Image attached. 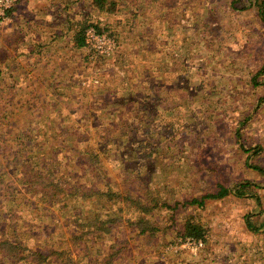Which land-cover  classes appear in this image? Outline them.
<instances>
[{"label": "rangeland", "instance_id": "374dc122", "mask_svg": "<svg viewBox=\"0 0 264 264\" xmlns=\"http://www.w3.org/2000/svg\"><path fill=\"white\" fill-rule=\"evenodd\" d=\"M115 1V13L94 9L90 0L64 2L72 19L87 16L114 37L112 54L68 53L63 47L62 55L72 58L43 59L34 68L32 60L20 59L18 73L2 70L8 117L0 143V235L45 253L57 249L48 264H92L81 263L85 244L77 237L74 244L72 224L107 211L121 217V234L129 241L121 264H264V102H256L264 85L250 84L261 70L258 80H264V14L258 6L237 11L229 0ZM22 5L18 0L14 7ZM62 41L67 46L70 39ZM191 96L199 100L188 103ZM63 120L66 125L57 124ZM73 122H82L81 134L89 123L85 139L102 156L97 202L73 193L62 205H51L4 175L7 139L17 134L27 146L24 154L53 152L56 172L72 178L77 157L62 141L80 140L69 134L78 132L68 127ZM28 134L41 140L29 142ZM221 186L230 189L225 197L206 199L195 210L208 232L203 246L180 238L162 250L163 243L149 247L129 225L139 216L136 208L123 197L108 201L116 190L143 199L150 193L182 201L179 215L185 217L193 208L184 211L185 200ZM174 210L158 209L152 217L164 227Z\"/></svg>", "mask_w": 264, "mask_h": 264}, {"label": "trees", "instance_id": "16d2710c", "mask_svg": "<svg viewBox=\"0 0 264 264\" xmlns=\"http://www.w3.org/2000/svg\"><path fill=\"white\" fill-rule=\"evenodd\" d=\"M90 2L100 11L110 13H115L116 11L117 1L115 0H90ZM231 6L237 11H249L258 6L259 13L264 14V0H231ZM14 9L15 7L12 11ZM262 18H264V16ZM79 24L80 29L76 35L77 44L79 46L85 44L84 31L87 27L95 26L99 31H104L96 25L89 23L87 19L80 21ZM12 58V54L9 51L4 47H0V75L2 74L1 64ZM110 60L112 59H109V62ZM262 74L263 71L261 70L251 78L250 84L253 89H257L259 86L264 85V80H258ZM2 89L5 88L2 87ZM2 89L0 88V143L3 141L6 134L5 119L8 117L5 111L8 105L7 102L4 101V97L8 92L6 91L7 89ZM262 96L264 95H258V100L256 101L257 107H260L264 102ZM7 98L8 97H6V99ZM191 99L199 100L196 96H191L188 98V103H191ZM126 101V105H129L130 100L126 99ZM57 124L66 125V121L63 120ZM88 124L89 123L84 125L87 126L82 130V134L80 129H78L82 126V122H79L78 125L75 122L68 125V127H71L73 130L78 129V132L73 131L69 134L78 135L80 140L69 141V139H64L62 141V144L65 145L71 144V151L74 153V156L77 157V162L73 163L76 171L72 173V178L66 177V174L62 171H58L59 173L56 172L53 160H50L49 156H53L54 160L57 161V154L52 152L43 155L41 151L34 155L24 154L27 146H23V138L17 134L16 137L14 134H11L10 139H7L10 140V146L4 150L6 158H3L6 160L5 165L7 167L6 172L4 171V175H11L16 179V182L23 186L28 192L33 193L40 197L42 201L51 205H62L63 201L73 193L79 194L82 201L97 202L101 196V192L98 190L99 187H97V185L103 180L100 174L102 156L92 142L85 139V133L89 130ZM137 124L144 125L142 120L137 121ZM69 129L70 128H68V130ZM144 136L148 137L150 133L146 131ZM27 139L29 142H38L40 138L28 134ZM140 142L142 141H139V143ZM36 146L44 147V143L37 144ZM15 147H17V149L14 150ZM78 178H82L83 183L76 182ZM70 182H74V187H71ZM0 184L1 187L5 184V181H1ZM241 184L244 185H241L240 188H247L245 183ZM84 185H88V187L83 188ZM6 188L11 191L8 184H6ZM229 191L230 189L221 186L220 190L216 193L209 191L204 196L202 195L201 198L193 197L192 199L185 200L184 211L185 207L188 205H190L189 207L191 208L193 207L187 212L188 215L185 217H180L179 215V211L182 210V201L175 200L172 203L165 199V197H154L150 193L144 195L143 199L142 197H135V195L129 192L120 194L122 191L119 193V190H116L109 194L108 201L117 202L120 200L119 198L123 197L128 204L134 206L139 216L136 217V220L132 219L131 221L130 219L128 221L129 225L135 227L138 236L144 237L149 247L160 246L161 243L165 244L161 247L160 250H162L168 243L177 242L180 238H182L183 241L192 240L201 246L205 243H209L207 229L197 217L195 210L201 207L206 199L223 198ZM168 208L175 210L174 213L166 219L169 221L167 226L163 227L161 222L155 220L152 216L158 209ZM179 219H181L180 222ZM122 222L120 216L115 218L107 211L104 213L101 211H93L88 217L82 215L81 218L76 219L74 225L72 224L75 230L74 233H72V236H75L74 244L78 245L76 237L79 240L83 239V244H85L84 249H81V251H83L82 254L79 253L82 259L81 263L84 262V259L89 260L92 264H121L124 262L127 257L125 252H128L130 247L128 245L129 241L125 240L121 234V232H123L121 230ZM247 224L250 229L256 228L251 221L247 222ZM116 227H119L120 230H116ZM160 233H162V237H160ZM107 238H110V243H106ZM57 251L58 250L54 248L49 253H45L38 248L29 246L27 242L22 243V241L18 239H13L4 231L2 235H0V264H48L52 260V255Z\"/></svg>", "mask_w": 264, "mask_h": 264}, {"label": "crops", "instance_id": "0c3cea01", "mask_svg": "<svg viewBox=\"0 0 264 264\" xmlns=\"http://www.w3.org/2000/svg\"><path fill=\"white\" fill-rule=\"evenodd\" d=\"M22 2V6L18 9L15 7L16 10L11 12L8 21L0 25V47H4L13 57L1 64L6 76L16 71L18 73L20 59L32 60L33 63L30 65L34 68V66H39L43 59L72 58L73 55L67 57L62 55L64 54L63 47L68 53L72 50L79 51V53L80 50L84 52L88 50L85 44L83 46L77 44L76 36L80 29V21L86 19L87 16L78 20L72 19L71 7L67 8L64 4L66 0H22ZM229 5L231 7V0H229ZM76 6L78 5L76 4L74 8ZM92 7L98 10L93 5ZM50 18H52L51 23L48 22ZM53 25L56 26L54 29ZM68 38L70 39L69 45H61L62 40Z\"/></svg>", "mask_w": 264, "mask_h": 264}, {"label": "built area", "instance_id": "2783aa9c", "mask_svg": "<svg viewBox=\"0 0 264 264\" xmlns=\"http://www.w3.org/2000/svg\"><path fill=\"white\" fill-rule=\"evenodd\" d=\"M18 0H0V25L10 18L11 11ZM85 45L98 56L112 54L116 48V40L107 31H99L95 26H89L84 31Z\"/></svg>", "mask_w": 264, "mask_h": 264}]
</instances>
